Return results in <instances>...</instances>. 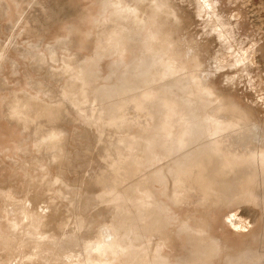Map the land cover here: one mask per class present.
<instances>
[{"label": "rangeland", "instance_id": "1", "mask_svg": "<svg viewBox=\"0 0 264 264\" xmlns=\"http://www.w3.org/2000/svg\"><path fill=\"white\" fill-rule=\"evenodd\" d=\"M137 2L141 8L137 14L141 17L151 13L163 17L162 12L167 11L164 19L166 16V19L169 18L167 24L172 26L173 35L169 40H162L163 51L154 54L159 64L143 59L135 73L124 70L114 77L110 67L115 73L119 66L108 65L111 59H106L99 68L95 82L85 85L77 67L78 55L69 48L70 39L56 53L49 52L45 47L53 38H69L74 31H101L107 26L105 23L111 14L121 10L122 3H117L116 7H119L116 8V2L112 0H0V69L3 68L0 70V80L12 77L5 62L19 55L28 56L40 60V63L34 72L19 63L15 77L19 85H23L27 77L28 84L43 94L36 97L26 95L25 91H16L7 114L9 121L17 119L18 128L28 141H35L33 135L40 132V138H36L40 143L30 149L22 147L16 152L21 158L33 156L34 162L28 164L26 160L25 163L20 161L9 165L0 159V264H92V259L96 260L95 263L99 261V264H201L207 261V256L213 261L211 264H264V176L257 178L256 174L248 173V168L252 167L264 170V160L247 162L244 159L251 155L252 146L256 144H253V134L258 135H255L256 138L260 135L264 137V0ZM8 14L15 15L16 21L13 22ZM144 35L138 34L137 43L144 39ZM185 64L190 73L187 81L182 82L175 72L183 74ZM162 67H168V72ZM43 69L55 73L51 71L46 77ZM162 69L164 72L157 71V75H162L163 79H155L150 89L172 96L184 111L188 105L187 89L197 94L199 90L208 88L218 98H230L243 111L240 110L241 116L248 120L249 127L253 125L249 130L253 132L251 129L254 127L256 133L253 132L248 140H237L230 145L227 142L230 137L225 130L232 129L231 122L222 121L219 124V131L223 132L216 134L217 143L229 151L224 159L230 160L234 157L232 154H238L239 160L246 162L243 168L247 169L243 179L234 181L228 177L222 180L228 185L225 193L228 197L223 200L213 199L206 204L210 193L204 190L196 194L193 188L184 185L194 179L193 185L196 175V184L204 183L199 179L198 170L180 175L177 173L176 179L171 181V166L177 158L180 159V154H184L187 145L181 139L178 152H174V143L171 142L174 140L164 138L166 132L174 133V128L169 124V111L166 112L168 116L163 112L162 105L166 102L161 103V108L157 105L151 110L153 113L146 109L152 124L146 138L140 143L137 140L141 139L137 137L142 130L141 122L123 128L122 118H97V133L105 135L108 132L111 145L107 146L105 153H98L93 137L82 139L84 153L90 155L92 162L87 165H77L80 158L74 152H57L56 147L61 148L66 137L63 132L55 129L46 134V131L39 129L50 128L57 120L76 113H93L98 100H89L88 95L91 97L93 91L108 85L110 80L123 85L125 80L136 81L144 70L151 75ZM48 78L53 80V86L61 90L60 93L47 85L45 81ZM139 93L133 91L132 97ZM124 104L129 103L125 101ZM43 106L50 110L43 111ZM189 108L193 114L199 107L192 105ZM189 114L185 120L175 121L193 129L190 128L193 124L187 120ZM134 118L137 120L138 117L134 115ZM240 119L233 117L232 122H239ZM8 128H3V133L14 136L21 134L20 130L12 132ZM237 129L236 132L239 131ZM3 151L1 154L6 157V153H12L10 148ZM173 152L176 153L175 158ZM46 160H50L49 163ZM176 165L178 170L183 169V163ZM214 169L216 165L211 168ZM160 170H164V173ZM163 175L165 179L161 178ZM123 180L129 181H125L128 189L123 191L124 195H116ZM241 185L246 190L243 188L239 191ZM216 186L221 187L222 184L217 182ZM127 196L133 197L132 200ZM136 202H139L138 207ZM204 221L203 231L214 238L211 240L214 248L210 247V250L215 249L217 254H203L200 250L201 238L197 239L201 235L198 237L188 233L190 225L203 224ZM57 239L59 241H55ZM195 242L198 251L193 246ZM260 251L261 257L258 255Z\"/></svg>", "mask_w": 264, "mask_h": 264}, {"label": "bare ground", "instance_id": "2", "mask_svg": "<svg viewBox=\"0 0 264 264\" xmlns=\"http://www.w3.org/2000/svg\"><path fill=\"white\" fill-rule=\"evenodd\" d=\"M112 1L116 2L114 7H116L117 3L118 4L122 3V5H121L122 8L120 11H118L114 14H111V18H109L108 21L105 23V24H107V26H105L103 29H101V31L99 29L98 30L97 29H90L88 31H74V32H71L69 34V36H70L69 38L68 37H66V38H63V37L53 38L52 41L48 45H46V47H45L48 49L49 52L56 53L58 51H61L62 48L64 47V45L67 44V42H68L67 40L70 39V42L68 43L69 48L73 54L75 53L78 55V58H77L78 66L77 67H79V69H80L81 81L85 85L86 84L90 85L93 82H95L94 80H96V77L98 76L99 68H100L101 64L104 62L103 60H106V59H111L110 60L111 62H109L108 65L111 66V64H112V65H115L116 67L119 66L118 72H115V73L113 72L114 69L112 68V66L110 67L111 72H112L114 77H117L119 75V73H121L124 70H127V71L130 70V71L135 73L139 69L140 62L144 61L143 59H147V60L149 59V60H152L154 63L159 64V59L157 60V58L155 57L154 54H156L158 52L160 53L161 51H163L161 41L162 40H164V41L169 40V38L172 37V35H173L172 34L173 33L172 32V30H173L172 26L167 24L169 22V21L167 22V20L169 18L166 19L167 18V16H166V18L164 19V14L167 13V11L165 13H163L161 11L163 14V17L158 16L159 14L156 15V13H154L155 14L154 15L151 12L150 13L153 15L147 13L148 14L147 16L146 15L144 16L142 14L143 16L141 17V16H139L140 14L139 15L137 14L140 12L139 10L141 9L139 4H138L139 2H137L138 0H130V1L112 0ZM155 3H157V2H155ZM158 3H160V2H158ZM118 7H116V8H118ZM152 8H153V6H152ZM155 8L157 9L158 7H155ZM147 11H148V9H147ZM5 12H7V10ZM144 14H145V12H144ZM10 15L11 14H8V16H10ZM10 19L14 22V21H16L17 17L15 15H11ZM9 23H11V22H9ZM9 25H11V24H9ZM125 25H127V26H125ZM140 33H144L145 37L142 41L137 43L138 42L137 36ZM161 37H163V38H161ZM164 41H163V43H164ZM174 54H176V53L174 52ZM145 56H146V58H145ZM162 59H160V63H161ZM19 63H22L27 70L34 72L36 65L40 63V60H34L28 56L19 55L15 59H13L12 61H10L8 63L5 62V64H4V65H9L12 77L3 78V80H0V159H2L5 163H7L9 165H13L14 163H17V162L19 163L20 161H23V163H25L24 161H26V160H28V162H27L28 164L31 162H34L33 156L30 158H21L22 156L18 157L16 152H18L22 147H26V148L30 149V148L36 147V145H39V143H40L39 140L36 141L38 138H40V135H39L40 132H38V133L35 132L36 134L33 135V138L35 141H32V142L28 141L27 137L22 133V130H20L18 128L17 119H14L13 121H9L8 117H7L8 111L11 109L12 96L16 91L17 92L25 91L26 95H29V96L41 97L43 95L39 89L33 88L30 83L28 84V78L27 77L24 80L23 85L18 84V80L15 77V73L17 71L16 67L19 65ZM38 67H39V65H38ZM155 67H157V65ZM45 68L48 69V67H46V66H45ZM184 68H185L184 69L185 71L183 72V74L181 72H178V71L175 72L176 73L175 75L182 82L187 81L188 75L190 73L187 65L184 66ZM2 69H0V70H2ZM53 69H54V67H53ZM159 69H161V67ZM163 69L165 70V72H168V70H169L168 67L163 68ZM163 69L162 70H156V74L151 73V75H150V73H147L144 70V71H142V73L140 72L141 74H140L139 78L136 79V81L127 82V80H125L126 83L123 85L116 83L114 80H110L108 85L105 82H103L106 84V86L100 87L99 89H96L95 91H93L91 94V97H90V95H88L89 96L88 99L90 98L92 100L93 99L98 100L96 110L93 113H87L85 115L76 113V114H73L72 117L57 120L50 128L41 127L39 129H42V131H46V134H49L51 131H53L55 129H57L60 132H63L66 135V137H65V140L62 142L63 145L61 146V148L56 147L57 152L58 153L62 152L63 154L74 152L77 155V157L80 158V160L78 162H76L77 165H80V166L87 165V164H91L92 162L90 161V159H91L90 155H86L84 153V149H85L84 147L85 146H83V144H82V139H84L87 136H90L91 138L93 137V139H95L96 147L98 146L97 147L98 149H96L98 151V153H105L107 146L111 145V140L109 138L108 132H106L105 135H100L97 133L98 128H97V123L95 122L97 118H103V119H107V118L111 119L113 117L120 118V119L122 118L123 124H121V127H123V128H129L134 123L139 124V122H141L142 130H141L140 135L137 137V138L141 139V140H137V141H139L138 143H140V141H142L143 139L146 138V136H147L146 132L149 130V128H151V124H152L151 121L152 120L150 117H148V112L153 113V111H151V110H153L157 105H159L161 108V103L166 102V104L164 103V105H162L163 112L165 115L168 116V114H166V112L169 111L168 112V113H170L169 118H171V119H170V121L168 119L167 120L170 122L169 124L174 128V133L172 132L171 134L170 133L168 134L166 132L165 133L166 137H164V138H166L167 140H170V141L174 140V141H171L174 143V145H173V147H175L174 152H178L179 145H181V139H184V142H183L184 145L188 146V147L186 146V150L184 149L185 150L184 154H180V159L177 158L176 162L173 163L174 165H172V166L170 165L171 166V170H170L171 181L176 179L175 175L177 173H179V175H180V173H182V174L187 173V172L193 173V172H195V170H198L199 179H202L204 181V183L203 184L200 183L199 185H197L196 181H197L198 176L196 175L195 183H193V185L191 183L194 182L193 181L194 179L192 181L185 182L184 185H188L189 188H193L195 190L196 194H198L197 192L204 191V190H205L204 191L205 193H208V194L210 193L209 194L210 196L208 198L205 195H204L205 198L203 195H201V196H203L204 199L207 198L206 204L208 203V201L213 200V199L214 200H219V199L223 200L227 196V194H225V193H227L226 189H227L228 185H227V183H224L222 180H224L228 177H232L234 179V181L239 180V179H243L244 178L243 174H245L247 169L243 168L244 164L246 162L245 161L241 162L239 160L240 156H238V154H235V155L232 154L234 157L231 158L230 160L224 159V156L226 154H228L229 151L224 146L219 145L218 144L219 142L217 143L218 140H216V137H217L216 134L223 132V131H219L220 130L219 124L222 121L231 122V124H232L231 127L233 130L232 129L229 131L225 130L228 137H230V139L228 138V141H227L228 144H230V145L235 144L237 142V140H248L254 132V127H253V129H251V130H253V132L249 130V128H252L253 125L251 127H249L250 123L248 122V120L244 119V117L241 116V113H240L241 108L239 109V107H237V105L234 104L233 101H230V98L229 99H226L224 97L218 98L208 88H204V89L201 88L202 90H199L200 92H197V94L192 92L191 89H187L186 93L189 95V97H188V105L185 108V111L183 108L178 106V103L175 102V100L172 98V96L164 95L162 93H158L157 91L151 90L150 85L152 83H154L153 81L155 79H158V77H160V78L162 77V75L161 76L157 75V71H160L162 73ZM64 70H66V69H64ZM42 71H44V74H45L44 76H46V75L48 76V74L53 70L49 71V70L43 69ZM42 71L40 72L41 74H42ZM132 72H130V75H132ZM134 73H133V75H134ZM126 74H128V73H126ZM52 75L54 76V74H52ZM161 79H163V77ZM45 82L47 83V85L49 87L50 86L52 88L54 87V91H56L57 93H60L61 90L58 87H55V85L53 86V80L48 78L47 81H45ZM58 82H59V80H58ZM38 83H40V82H38ZM28 85L31 86V87H29V89H27ZM154 86L155 85H153V87ZM71 87H72V85H71ZM63 89H65V87ZM133 91H139L140 93L138 95H136L135 97H132L134 95ZM69 92H70V90H69ZM29 96H27V97H29ZM61 98H63V97H61ZM125 101H127V103H129V104L125 105L124 104ZM29 102H31V101H29ZM40 103H42V102L40 101ZM144 103H145V105H144ZM192 105H196L197 107H199L197 110L195 109V111H194L195 113H193V114H191L189 112V111H191L189 106H192ZM32 107H34V106H32ZM37 107H39V106H37ZM70 107H71V105H70ZM43 108H44V106H43ZM39 109H38V111H39ZM45 109H47V108H44L43 111ZM48 109L46 110V112L48 111ZM51 109H53V108H51ZM127 109H130V111L126 112ZM146 109L148 110V112H146ZM187 114L190 115L189 116L190 118L187 120L189 121V123L193 124V127L192 126L191 127L188 126V127L193 128V129H188L186 127V125H184L182 122H179L180 124L182 123V125H178L179 123L177 121H175V120H181V119L185 120L187 118L186 117ZM134 115H136L138 117L137 120H135ZM152 115L153 114H151L150 116H152ZM180 116H182V117H180ZM236 116L241 117L242 119H240L239 122H232L233 117H236ZM164 117H166V116H164ZM245 117H247V116H245ZM36 119H39V118H36ZM191 124H189V125H191ZM235 125H237V128H239L240 134L238 133L239 131L236 132L235 129H237V128ZM161 126H164V124ZM5 127H10L8 129L12 130V132H14L16 130L17 131L20 130L21 134L14 136V135L6 134V132L3 133V128H5ZM164 129H167V128H164ZM32 130L36 131V129H32ZM255 131H257V133H258L257 129ZM254 133H256V132H254ZM260 134H262V132H260ZM191 135H192V137H191ZM253 135L255 138V140L253 141V144H255V143L256 144L255 145L250 144V145H253L252 146L253 150L251 149L252 153H251V155H248V157L246 154L247 158L243 157L247 162L254 161V160H256V161L264 160V140H261V138L263 136L260 135L259 138L260 137L261 138L259 139V138H256L258 136L257 134H253ZM255 135H256V137H255ZM190 138L193 140L190 141L191 140ZM262 139H264V137ZM246 145H247V142H246ZM9 148L11 149L12 153L11 154L6 153L7 157L5 154L2 153L4 155L3 156L1 154V152L4 149H9ZM182 150H183V148H182ZM230 151H231V148H230ZM174 152H173V154H174ZM175 155H176V153L174 154V158L176 157ZM240 155L242 156V154H240ZM48 157H51V156H48ZM155 158H153L154 161H156ZM172 160H174V159H172ZM46 161H47V163H49L50 160H46ZM168 162H170V161H168ZM156 163L158 164V162H156ZM164 163H165V161H164ZM178 163H183V167H182L183 169L178 170L179 167L176 165ZM162 164H163V162H162ZM214 165H216V169L211 170V168ZM154 167H156V166H154ZM163 169H165V167H163ZM119 171H120V169H119ZM161 171L162 170H160L159 172H161ZM19 173H21V172H19ZM22 173H23V171H22ZM248 173H251L252 175L256 174L257 178L258 177L262 178L264 176V170H259V169L256 170V169H253V167L248 168ZM158 177H160V176H158ZM164 177L165 176L163 175L161 178H164ZM157 180H159V179H157ZM125 181L123 180L122 187L120 188V190L118 189V193L116 195H119V194L121 195L122 193L124 195L123 191L128 189L127 183L129 181L128 182L126 181L127 183ZM217 182H220V184H222V186L217 187L216 186ZM233 184H234V182H233ZM176 187L177 186L175 185L174 188H176ZM239 188H240L239 191L240 190L242 191L243 188L246 190V187L244 185H241V187H239ZM133 191L137 192L134 189H133ZM129 192H130V190H129ZM128 196H130V195H128ZM128 196H127V198H128ZM100 198H101V196H100ZM129 198H131V200H132L133 197H129ZM104 199H106V198H104ZM140 200H142V198ZM134 201H135V198H134ZM137 204H139V202L138 203L136 202V207L139 206ZM164 211L165 210H163V213H164ZM186 214L187 213H185V215ZM181 215H184V214H181ZM185 215H184V217H186ZM200 215H202V214H200ZM208 216H209V214H208ZM167 217H168V215H167ZM184 217H181V218H184ZM156 219H157V217H156ZM213 219L215 220L214 217H213ZM196 223H197V221H196ZM196 223H193L192 225H190L188 227V230H189L188 233H191V234L194 233V234L198 235V237L201 235V237H199L197 239L199 240L201 238V240H199V242L200 243L202 242V243L201 244L199 243V244L201 245L200 250L203 254H212V255L217 254L216 251H214L215 249H212V251L210 250V247L214 248V245H212V242H211V240H214V238H211L210 236H208L207 233H205L203 231V227H205L204 225L206 224L205 221L203 224H196ZM209 223H210V221H209ZM209 223L207 222V224H209ZM32 224H33V222H32ZM199 228H201V229H199ZM197 231H199V232H197ZM99 238H101V237L99 236ZM215 238H216V236H215ZM98 240H100V239H98ZM101 240H102V238H101ZM55 241H59V240L57 239ZM55 241H54V243H56ZM219 241H221V240H219ZM100 243H103V242H100ZM235 244H236V242H235ZM194 245H196V242H195V244H193V246ZM90 246H92V245H90ZM194 248L197 251L199 250V249H197L198 247L196 248V246H194ZM89 250H91V249H89ZM68 253H70V252H68ZM258 255H259V257H261L262 252L260 251L258 253ZM70 256H72V255H70ZM187 256H188V253L186 254V256L183 257V259L184 260H185V258L187 259ZM68 257H69V255H68ZM74 257L76 258V256H74ZM89 257H90V254H89ZM101 258H98V260ZM207 258H208V256H207ZM207 258H206L207 261H205L203 263L200 261L201 264H211V262H213ZM201 259H203V257L200 258V260ZM92 261H93L92 264H94L96 260L92 259ZM5 262H8V261H5ZM19 262H21V261H19ZM84 263H86V262H83V264ZM97 263L99 264V261L96 262L95 264H97ZM79 264H82V263L80 262ZM105 264H107V262H105ZM184 264H186V263L184 262ZM195 264H197V263H195Z\"/></svg>", "mask_w": 264, "mask_h": 264}]
</instances>
